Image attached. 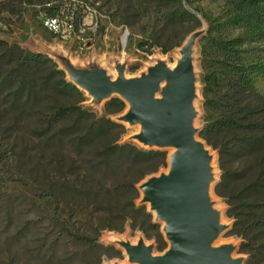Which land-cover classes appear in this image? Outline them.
<instances>
[{
    "label": "rangeland",
    "instance_id": "obj_1",
    "mask_svg": "<svg viewBox=\"0 0 264 264\" xmlns=\"http://www.w3.org/2000/svg\"><path fill=\"white\" fill-rule=\"evenodd\" d=\"M45 2L56 0H31L19 4L17 14L2 12L0 38L19 44L23 52L46 46L82 66L96 62L110 75L120 58L126 76H136L157 59L172 65L188 33L206 24L194 49L195 125L205 127L215 158L219 195L213 185L212 198L222 220L233 224L217 243L241 241L235 254L245 257L243 264H264V79H256L241 100L249 110L243 122L262 128L214 127L216 119L229 114L223 106L230 81L227 63L264 60V36L247 22L231 23L234 8L228 0H86L92 22L64 40L42 23ZM182 9L192 15L180 19ZM215 38H240V57L216 49ZM13 52L6 66L14 78L10 89L21 75L25 92L21 98L0 95V264H131L115 241L134 243L141 236L154 244L155 254L165 249L161 225L153 223L147 205L137 208L135 184L165 171L169 151L136 161L126 150L107 154L108 145L137 131L106 121L121 115L126 104L110 99L92 104L83 91L64 88L66 75L50 61L18 67L19 53ZM211 74L208 83L203 81ZM68 231L90 241L76 240Z\"/></svg>",
    "mask_w": 264,
    "mask_h": 264
},
{
    "label": "water",
    "instance_id": "obj_2",
    "mask_svg": "<svg viewBox=\"0 0 264 264\" xmlns=\"http://www.w3.org/2000/svg\"><path fill=\"white\" fill-rule=\"evenodd\" d=\"M206 29L204 23L188 33L172 65L157 59L136 76L125 75L122 58L114 61V74L110 75L93 61L82 66L68 53H54L46 46L34 50L49 55L67 81L92 104L122 99L126 106L113 120L137 129L124 140L148 150L169 151L167 169L146 175L136 185L140 192L137 204L147 205L153 223L161 225L167 246L155 254L154 244L142 236L134 243L116 240L131 264H243L245 260L235 254L237 242L217 243L232 223L222 220V210L212 198V186L217 182L215 158L199 137L202 127L195 125L199 81L194 49Z\"/></svg>",
    "mask_w": 264,
    "mask_h": 264
},
{
    "label": "trees",
    "instance_id": "obj_3",
    "mask_svg": "<svg viewBox=\"0 0 264 264\" xmlns=\"http://www.w3.org/2000/svg\"><path fill=\"white\" fill-rule=\"evenodd\" d=\"M234 8L233 16H229L231 23L237 24L240 22H247L251 25L252 30L256 34H262L264 36V3L260 0H228ZM31 0H0V14L2 12H11V13H19V4L30 3ZM54 6V5H53ZM48 8V11H52L54 7ZM192 15L189 11L182 9L178 12L177 17L180 19L184 16ZM0 18L1 15H0ZM199 27V26H198ZM207 32V29H206ZM204 35V34H203ZM202 35V36H203ZM201 36V37H202ZM213 45L216 49L222 51L225 54L233 53L232 56H235L237 59L240 57L239 54L242 52L240 48L241 39L240 38H228V39H213ZM13 51H17L18 57L15 60L18 67L26 66L28 62H35L38 59H46L52 63V65L57 69L56 72L65 76V72L57 67L56 63L49 55L44 53H39L32 51L30 49H26L23 52L21 46L17 43H8L6 40L0 38V95L7 97L11 94L14 95L15 98L22 97L25 92L24 81L25 78L21 75L18 76V83L15 85L14 89L11 88V83L13 76L10 70L6 69L7 64L10 62L8 58H11L14 54ZM16 54V53H15ZM232 56H229L232 58ZM234 58V57H233ZM230 66L229 70V82L227 83V89L224 93L225 100L223 102V106L229 111V114L221 115L218 119L215 120L214 127H226V128H262V126L243 120L246 117V114L249 113L247 106L241 105V100L243 99L242 93L246 91L248 87H250L256 79H264V60L255 61V62H236V63H227ZM213 76L205 75L203 77V81L208 83L210 78ZM62 85L64 88H69L71 90H75L76 92H81V90L75 85L71 84L65 78L63 80ZM207 85L202 87V91H205ZM108 101V100H107ZM107 101L105 103H107ZM110 101L115 102L122 107H124L125 102L119 98H111ZM207 99L204 100L203 104H205ZM104 103V104H105ZM98 119H101L98 118ZM106 121H110L112 125H121L119 122L115 120H111L107 118ZM201 130L199 133V137H201L206 143L205 138V127L201 126ZM248 142L252 141L250 136L247 137ZM253 142V141H252ZM208 144V143H207ZM126 150L127 156L130 161L143 160L153 157L154 155L160 154L163 150L154 149L148 150L140 147L128 140H123L122 142H114L108 145L106 151L107 154H116L118 152H122ZM148 175V174H147ZM146 176V175H145ZM144 176V177H145ZM143 177V178H144ZM141 179H139L140 181ZM139 181L135 184L139 183ZM218 181L214 184L213 190L214 193L219 195V191L216 188ZM137 190V188H136ZM138 191V190H137ZM142 204L138 205L139 209ZM156 225V223H154ZM233 226V224H232ZM70 235L78 240H86L90 241L87 236H80L76 233L68 231ZM242 242L240 241L238 244V249H240Z\"/></svg>",
    "mask_w": 264,
    "mask_h": 264
},
{
    "label": "built area",
    "instance_id": "obj_4",
    "mask_svg": "<svg viewBox=\"0 0 264 264\" xmlns=\"http://www.w3.org/2000/svg\"><path fill=\"white\" fill-rule=\"evenodd\" d=\"M44 4L47 11L54 5L53 12L43 13L41 20L45 28L56 38L72 39L85 29L87 21H91L93 17L86 0H56L54 4L50 2Z\"/></svg>",
    "mask_w": 264,
    "mask_h": 264
}]
</instances>
